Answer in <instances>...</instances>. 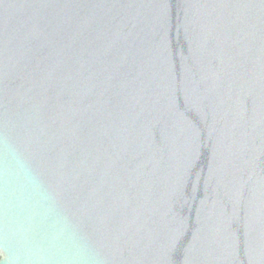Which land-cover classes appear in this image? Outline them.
<instances>
[{
	"label": "water",
	"instance_id": "obj_1",
	"mask_svg": "<svg viewBox=\"0 0 264 264\" xmlns=\"http://www.w3.org/2000/svg\"><path fill=\"white\" fill-rule=\"evenodd\" d=\"M0 264H264V0H0Z\"/></svg>",
	"mask_w": 264,
	"mask_h": 264
}]
</instances>
